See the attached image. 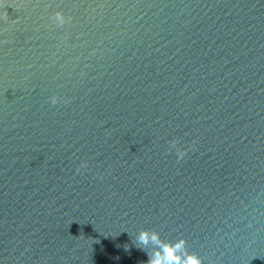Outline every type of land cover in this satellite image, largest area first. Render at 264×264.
Segmentation results:
<instances>
[{"label":"water","instance_id":"obj_1","mask_svg":"<svg viewBox=\"0 0 264 264\" xmlns=\"http://www.w3.org/2000/svg\"><path fill=\"white\" fill-rule=\"evenodd\" d=\"M144 229L264 264V0H4L0 264H146Z\"/></svg>","mask_w":264,"mask_h":264},{"label":"clouds","instance_id":"obj_2","mask_svg":"<svg viewBox=\"0 0 264 264\" xmlns=\"http://www.w3.org/2000/svg\"><path fill=\"white\" fill-rule=\"evenodd\" d=\"M4 0H0L3 4ZM7 11L5 16H7ZM58 23L63 26L71 18H65L62 12L56 13ZM52 103H58V97L51 98ZM187 155V149L179 152L178 157L183 159ZM87 163L81 165V168L86 167ZM80 171V168L77 169ZM136 247L145 251L149 257L146 264H203V259L195 252H190L187 247V240L184 238L176 241L164 240L159 232L154 230L144 229L139 232L136 238ZM149 245L153 247L149 249Z\"/></svg>","mask_w":264,"mask_h":264}]
</instances>
